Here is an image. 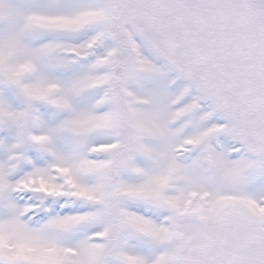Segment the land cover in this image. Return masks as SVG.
I'll use <instances>...</instances> for the list:
<instances>
[{"label": "snow or ice", "instance_id": "obj_1", "mask_svg": "<svg viewBox=\"0 0 264 264\" xmlns=\"http://www.w3.org/2000/svg\"><path fill=\"white\" fill-rule=\"evenodd\" d=\"M0 264H264V0H0Z\"/></svg>", "mask_w": 264, "mask_h": 264}]
</instances>
